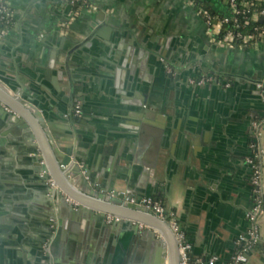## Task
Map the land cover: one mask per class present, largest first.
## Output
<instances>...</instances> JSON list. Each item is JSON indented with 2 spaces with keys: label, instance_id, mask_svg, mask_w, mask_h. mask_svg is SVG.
<instances>
[{
  "label": "crops",
  "instance_id": "obj_1",
  "mask_svg": "<svg viewBox=\"0 0 264 264\" xmlns=\"http://www.w3.org/2000/svg\"><path fill=\"white\" fill-rule=\"evenodd\" d=\"M10 4L0 91L26 115L0 101V264H38L59 218L57 190L50 195L34 162L45 158L40 135L53 159L50 139L71 148L99 193L152 198L175 212L193 260L230 264L250 230L253 122L262 123L264 199V44L215 48L182 0H96L95 11L73 21L66 0ZM199 78L211 81L190 84ZM91 212L95 237L101 213ZM112 221L125 220L105 215L103 223ZM258 231L246 264H264V204Z\"/></svg>",
  "mask_w": 264,
  "mask_h": 264
},
{
  "label": "water",
  "instance_id": "obj_2",
  "mask_svg": "<svg viewBox=\"0 0 264 264\" xmlns=\"http://www.w3.org/2000/svg\"><path fill=\"white\" fill-rule=\"evenodd\" d=\"M219 82L217 80V83ZM0 101L14 112L26 115L18 100L2 91H0ZM35 115L42 121L38 111ZM73 120L80 121L77 118ZM38 143L45 158L43 160L38 157L34 162L44 174L43 181L50 195L53 193L47 184L48 175L52 177L58 189L55 192L57 199L54 203L59 214L56 224L50 225L51 234L46 236L47 241H41L45 248L38 252V264H179L177 243L165 223L145 213L139 207L125 203V200L129 201L133 198L131 195L125 197L123 193L118 192L108 195L104 190L99 193L100 190L93 188L86 179L89 177L88 173L84 175L77 162L71 160V148L63 149L50 139L53 159L47 153L48 146L42 135L38 138ZM42 160L44 164L39 163ZM67 199L76 205H71ZM139 199L141 198L136 200ZM122 204L137 212H129L117 207ZM92 209L101 213L95 217L101 223L100 232L95 237L91 236L90 229ZM105 215H112L125 221H112L106 224L103 223ZM137 224L157 230L162 235L163 241H158L150 230L139 231ZM83 250L86 251L84 257ZM42 253L45 256H42ZM81 256L83 262L79 259Z\"/></svg>",
  "mask_w": 264,
  "mask_h": 264
},
{
  "label": "built area",
  "instance_id": "obj_3",
  "mask_svg": "<svg viewBox=\"0 0 264 264\" xmlns=\"http://www.w3.org/2000/svg\"><path fill=\"white\" fill-rule=\"evenodd\" d=\"M95 1L96 0H66L71 10L69 21H73L81 12L95 11ZM213 1L218 5V8L213 9L215 14H211L201 7L197 9L195 0H182L184 6L192 10V12L202 20L206 28V35L215 48L226 50L253 49L264 44V0ZM243 15L245 20L244 26H248L247 28L249 30L240 32L237 31L239 28V17ZM12 17L13 13L10 0H0V22L5 27L0 31V39L6 35V27L12 24ZM258 22H261L263 25L260 27L252 26ZM210 81L211 78H199L191 80L190 84L201 86L210 83ZM74 114H79L78 108H75ZM261 126V122H253L251 124L253 141L250 144V156L247 158V163L252 172L250 184L253 193V207L247 214L250 230L246 237L239 239L238 248L241 247V250L236 252L230 264H246L248 262L247 254L260 241L258 223L263 212L264 204L262 171L260 166L261 149L259 144ZM47 184L50 189L58 190L52 179H48ZM67 200L71 202L69 199ZM125 203L139 207L144 212L151 214L167 225L178 246L179 264H217V258L215 257L207 260H193L190 255V245L187 243L184 233L179 227L176 213L167 209L160 202L152 198H141L139 200L132 198L129 201L125 200Z\"/></svg>",
  "mask_w": 264,
  "mask_h": 264
},
{
  "label": "trees",
  "instance_id": "obj_4",
  "mask_svg": "<svg viewBox=\"0 0 264 264\" xmlns=\"http://www.w3.org/2000/svg\"><path fill=\"white\" fill-rule=\"evenodd\" d=\"M195 3H196V8L198 9L199 7H201V8H203V9H206L209 13H211V14H215V11L213 10V8H212V6L208 3V2H206L205 0H195ZM244 22H245V20H244V15L243 16H240L239 17V28H238V30L237 31H240V32H243V31H246V30H249L247 27L248 26H244ZM263 24L261 23V22H258V23H256L255 25H252L253 27H260V26H262ZM252 27V28H253ZM5 27H4V25L3 24H1V22H0V31H2L3 29H4ZM7 28V32L10 30V28H11V25H9L8 27H6ZM251 30V29H250ZM163 205V204H162ZM241 250V247L240 248H238V250L237 251H240Z\"/></svg>",
  "mask_w": 264,
  "mask_h": 264
},
{
  "label": "flooded vegetation",
  "instance_id": "obj_5",
  "mask_svg": "<svg viewBox=\"0 0 264 264\" xmlns=\"http://www.w3.org/2000/svg\"><path fill=\"white\" fill-rule=\"evenodd\" d=\"M75 108H78V110H79V114H78V115H75V114H74V117H73V118H77V119H79L78 117L82 114L81 108H80V106H78V105H75ZM75 108H74V110H75Z\"/></svg>",
  "mask_w": 264,
  "mask_h": 264
}]
</instances>
